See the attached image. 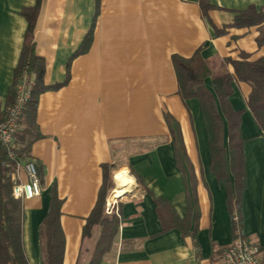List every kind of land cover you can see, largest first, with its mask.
Here are the masks:
<instances>
[{
    "label": "crops",
    "instance_id": "1",
    "mask_svg": "<svg viewBox=\"0 0 264 264\" xmlns=\"http://www.w3.org/2000/svg\"><path fill=\"white\" fill-rule=\"evenodd\" d=\"M34 3L0 0V112L7 106L27 26L20 9ZM210 3L216 8L205 16L199 0H42L34 28L35 52L44 59L45 84H63L38 98L35 120L41 136L31 142L29 156L38 168L42 191L22 201L29 264H43L40 228L53 185L62 201V264L88 263L97 228L89 237L82 235V228L97 199L102 165L108 166L111 177L125 172L132 184L126 193H116L120 225L112 250L100 264H226L223 251L233 239L226 187L210 167L200 102L178 95L171 56L189 58L199 51L211 71L204 86L219 109L212 78L233 72L226 59L264 57V43L257 42L259 26L228 25L235 10L264 8V0ZM92 24L91 41L81 51ZM224 27L225 32L215 34ZM231 88L228 101L241 113L242 231L260 246L264 263V130L246 104L250 86L234 79ZM165 113L178 125L192 169L191 209L190 175L176 164ZM219 113L228 158L227 122ZM17 176L25 180L23 170ZM228 176L233 184L232 173ZM155 198L168 201L194 237L176 227L163 231Z\"/></svg>",
    "mask_w": 264,
    "mask_h": 264
},
{
    "label": "trees",
    "instance_id": "2",
    "mask_svg": "<svg viewBox=\"0 0 264 264\" xmlns=\"http://www.w3.org/2000/svg\"><path fill=\"white\" fill-rule=\"evenodd\" d=\"M42 0H35L31 6H24L20 14L27 22L23 35V43L17 65L14 68V82L9 90L7 106H10L15 98V85L17 80L25 73L26 78L32 82L30 97L26 103L24 114L19 121V129L14 133L15 140L19 146L17 154L29 156V147L34 139L41 135L37 130L35 120L38 98L47 90L59 88L63 83L47 85L44 82L45 64L44 59L35 52L34 28L40 10ZM203 15L216 8L210 0H199ZM259 26L260 34L257 37L258 44L264 43V8H256L249 5L244 9L235 10V14L228 26L243 28ZM226 26V27H228ZM92 27L89 29L82 43V50L88 47L91 41ZM226 27L215 29V34L226 31ZM79 52V51H78ZM177 81V93L182 100L197 98L200 102L203 118L206 125L208 144L211 155V169L216 177L226 187V206L231 217L232 237H240L252 241L242 231L241 194L245 188L243 139L240 131V111L231 108L228 97L232 92L231 83L234 79L247 83L250 92L246 104L261 130H264V57L260 56L254 60H248L244 55L240 59H226L233 68L232 73H223L212 78V87L221 113L227 122V154L223 146L222 133L223 123L219 113L216 100L212 93L206 89L203 80L210 75V68L202 59L199 51L191 57L185 58L177 54L171 56ZM67 73L65 81L69 73ZM6 106V107H7ZM5 112H0V121ZM164 119L170 130L174 144L176 164L185 173L190 175V195L187 197L188 205L195 204L193 175L190 163L187 159L181 140L179 128L175 120L168 113ZM4 163H9L5 166ZM14 161L7 158L6 150L0 145V264H29L26 256L22 235V201L12 196L11 172ZM37 167V166H36ZM103 178L98 190L96 202L86 218L82 228V235L89 237L94 227L97 235L94 239L87 264H100L110 253L114 246L115 237L120 225L117 213H105V202L108 191L112 188L111 176L108 166L102 165ZM228 172L233 175V184L230 183ZM39 177V172L37 168ZM135 180L143 185L140 177L131 170ZM156 213L162 225V230L176 227L182 231V235L193 236L187 231L185 220H180L171 204L162 199H154ZM61 199L57 195L55 186L50 189V201L48 212L43 218L40 237L42 241V263L62 264L64 254V234L60 225ZM115 213V214H114ZM254 242V241H253ZM197 252V245L194 244Z\"/></svg>",
    "mask_w": 264,
    "mask_h": 264
},
{
    "label": "built area",
    "instance_id": "3",
    "mask_svg": "<svg viewBox=\"0 0 264 264\" xmlns=\"http://www.w3.org/2000/svg\"><path fill=\"white\" fill-rule=\"evenodd\" d=\"M31 87L32 82L23 73L15 85L14 101L10 106L5 107V114L0 121V145L5 148L7 158L14 161L11 172L12 196L21 201L37 197L42 191L35 161L26 155L17 154L19 146L14 137V133L20 127L19 121L24 114ZM4 165L8 166L9 163ZM20 169L25 173V180L17 176ZM118 199L119 197L111 196L110 200L106 201V213L118 212ZM223 258L226 264H264L260 259V246L256 242L240 237L232 239L223 251Z\"/></svg>",
    "mask_w": 264,
    "mask_h": 264
},
{
    "label": "bare ground",
    "instance_id": "4",
    "mask_svg": "<svg viewBox=\"0 0 264 264\" xmlns=\"http://www.w3.org/2000/svg\"><path fill=\"white\" fill-rule=\"evenodd\" d=\"M114 180L117 184V190L112 191V197H117L116 193L119 191L120 193H126L132 184L131 178L123 171H117L114 174Z\"/></svg>",
    "mask_w": 264,
    "mask_h": 264
},
{
    "label": "rangeland",
    "instance_id": "5",
    "mask_svg": "<svg viewBox=\"0 0 264 264\" xmlns=\"http://www.w3.org/2000/svg\"><path fill=\"white\" fill-rule=\"evenodd\" d=\"M111 182H112V188L108 191V194H107V197H106V201L107 200H110V197H111V192L113 191V189L116 187V183L114 181V178L111 177ZM105 206H106V202H105ZM106 213V211H105ZM113 213V212H112ZM108 214V213H107ZM115 214V213H114Z\"/></svg>",
    "mask_w": 264,
    "mask_h": 264
},
{
    "label": "water",
    "instance_id": "6",
    "mask_svg": "<svg viewBox=\"0 0 264 264\" xmlns=\"http://www.w3.org/2000/svg\"><path fill=\"white\" fill-rule=\"evenodd\" d=\"M124 196V195H123ZM122 197V196H121ZM120 198V197H119Z\"/></svg>",
    "mask_w": 264,
    "mask_h": 264
}]
</instances>
